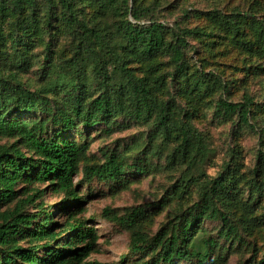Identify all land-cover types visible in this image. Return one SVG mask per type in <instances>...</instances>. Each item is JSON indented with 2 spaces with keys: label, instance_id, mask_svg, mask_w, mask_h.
<instances>
[{
  "label": "trees",
  "instance_id": "obj_1",
  "mask_svg": "<svg viewBox=\"0 0 264 264\" xmlns=\"http://www.w3.org/2000/svg\"><path fill=\"white\" fill-rule=\"evenodd\" d=\"M143 1L0 0V18H8L11 23L24 20L29 25L39 21L43 32L51 36L55 26L63 25L75 42L71 62L77 68V74L66 80L70 89L56 104L48 93L65 89L60 80L50 82L43 92L0 74V135L18 138L12 146L0 145V264H108L88 261L96 251L98 233L89 220L78 217L84 211V197L75 178L80 174L89 145L67 134L80 125L90 129L126 117L137 122L154 121L157 131L168 135L171 125L177 123L172 105L161 98L167 90L168 78L170 83L183 84L191 93L218 92L229 87L214 73H209L211 77L205 71L191 74L187 61L190 40L213 39L214 32L200 26L175 31L154 20ZM87 4L97 9L91 18L85 12ZM241 16L217 14L216 19L225 31L237 37L244 21ZM19 35L27 38L25 34ZM160 56L170 58L171 72L156 76L133 72L131 64L135 61L147 62L154 72ZM21 63L17 65L23 66ZM86 71L93 76L96 89H100L96 95L87 85ZM251 105L247 97L238 103L220 99L217 113L225 118L238 114L242 122L249 124ZM35 112L45 118L22 116ZM48 124L57 127L52 135L46 132ZM179 136L181 142L171 157L173 162L185 159L190 140L200 138L189 127L181 128ZM104 157L101 163L83 167L87 181L122 183L128 171L142 175L151 171V164L141 160L130 164L117 151L105 153ZM36 184H48L64 195L60 209L69 213V217L63 226H58L52 212L25 210L45 195V189ZM235 185V177L229 171L223 173L204 190L199 201L154 237L139 228L146 216L143 206L124 216L110 209L104 215L131 231L132 252L159 249L157 257L148 264H174L175 260L193 258L198 264H213L221 257L214 258L215 241H208L207 250H195L194 246L202 232L200 225L206 219L222 222L220 233L225 241L242 240L241 226L230 210L235 202ZM257 191L264 194L259 185ZM21 195L25 197L20 198ZM15 202L13 209L1 212Z\"/></svg>",
  "mask_w": 264,
  "mask_h": 264
},
{
  "label": "rangeland",
  "instance_id": "obj_2",
  "mask_svg": "<svg viewBox=\"0 0 264 264\" xmlns=\"http://www.w3.org/2000/svg\"><path fill=\"white\" fill-rule=\"evenodd\" d=\"M143 4L150 9L154 20L175 31L196 26L213 31V39L190 40L187 61L191 74L205 71L210 76L209 73H214L229 87L218 92L191 93L183 84L170 83L168 78L167 90L161 98L170 102L177 120L168 135L157 131L154 121L137 122L126 117L90 129L80 125L67 134L89 145L80 174L75 178L76 187L84 197V211L78 217L89 220V225L96 227L98 233L96 251L88 261L108 264L153 261L159 249L132 252L131 231L106 217L104 211L110 209L124 216L131 209L143 206L146 216L139 228L154 237L199 201L215 179L229 171L236 180L235 202L230 210L241 226L242 240L225 241L220 233L222 222L206 219L200 225L202 232L194 249L207 250L208 241L213 240L217 243L214 258L221 255L213 264H262L264 194L258 193L257 185L264 190V0H144ZM95 9L94 5L87 4L85 12L91 18ZM217 14H241L244 21L239 36L225 31L216 19ZM41 25L39 21L27 25L24 20L15 24L8 18H0V74L43 92L48 90L50 82L60 80L65 89L48 93L56 104L70 89L67 78L70 80L77 74L71 62L75 42L63 25L55 26L52 36L43 32ZM17 33L27 38L22 39ZM19 62L23 66H18ZM131 67L137 75L156 76L172 70L168 56L156 59L154 72L147 62L135 61ZM89 71H86L87 85L96 95L100 89H96ZM246 97L252 102L249 124L242 122L238 114L225 118L217 113L220 99L238 103L244 102ZM22 116L45 118L39 112ZM187 127L199 133L200 138L190 140L189 155L185 159L173 162L171 157L181 142L180 129ZM55 131L57 127L48 124L46 132L52 135ZM17 141V137L0 135V145L12 146ZM21 148L27 152L24 146ZM112 151L122 154L130 164L138 160L151 164V171L144 175L128 171L122 183L87 181L83 167L103 162L105 153ZM35 186L45 189V195L25 210L52 212L58 226H63L69 217V213L60 209L64 195L48 184ZM15 204L2 208L1 212L13 209ZM174 264L198 262L193 258L175 260Z\"/></svg>",
  "mask_w": 264,
  "mask_h": 264
}]
</instances>
